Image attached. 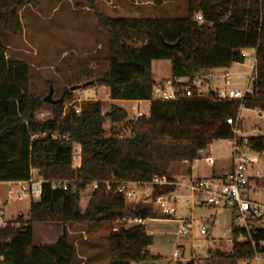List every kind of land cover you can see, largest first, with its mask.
Wrapping results in <instances>:
<instances>
[{"label": "trees", "instance_id": "trees-1", "mask_svg": "<svg viewBox=\"0 0 264 264\" xmlns=\"http://www.w3.org/2000/svg\"><path fill=\"white\" fill-rule=\"evenodd\" d=\"M74 1L77 7L92 10L98 26L108 35L105 67L84 68L80 75L89 85L108 87L110 101L151 100L156 83L152 63L156 60L171 62L172 80L193 78L200 70L243 63L242 51L246 49L256 50L253 93L243 101L197 95L173 102L153 100L149 117L130 122L127 111L114 103L104 112L109 100H84L79 114L71 106L63 115L66 103L74 99L65 91L61 101L50 103L53 116L39 120L37 112L46 102L29 92L28 66L10 64L0 42V182L30 181L33 169L43 180L40 199L30 203L29 218L18 220L19 226L0 227V264H73L76 250L67 230L54 243L36 245V222L102 223L125 216L173 218L158 213L151 204H127L115 192L117 182H150L155 176H169L172 164L200 159L215 139L231 136L226 119L235 118L242 103L246 108H264V0H187L186 16L175 18L112 17L98 9L99 0ZM39 3L0 0L4 30L19 35L20 10ZM197 14H202V23L196 21ZM76 80L80 77L70 81ZM107 120L112 123L109 130L104 127ZM129 123L131 137L119 138L120 130L114 125ZM54 133L69 139H54ZM74 143L81 147L79 168L73 167ZM59 180H74L77 190L53 188V181ZM94 181L98 187L82 211L81 190ZM176 189L175 185L155 187L153 198ZM241 231L246 235L237 227L232 230L227 257L233 263L251 257L252 240L257 245L264 241V226L252 230V240H238ZM110 239L112 264L162 259L151 255L154 236L144 224L123 226L112 231ZM174 264L194 261L177 260Z\"/></svg>", "mask_w": 264, "mask_h": 264}, {"label": "rangeland", "instance_id": "rangeland-1", "mask_svg": "<svg viewBox=\"0 0 264 264\" xmlns=\"http://www.w3.org/2000/svg\"><path fill=\"white\" fill-rule=\"evenodd\" d=\"M110 1V0H109ZM116 2V1H115ZM101 0L97 2L98 9L105 13ZM119 14H129L130 5L127 0L116 2ZM112 6V5H111ZM162 18L184 17L187 14V0H170L166 8L162 9ZM21 33L13 35L3 28V19L0 17V42L6 59L13 66L26 64L28 66L29 86L31 94L45 98L53 88V99L63 98L65 91H69L72 97L84 100L106 101L104 112L108 111L114 103L125 109L128 117L131 115L132 103L128 100L110 101L109 88L102 85H88L72 90L73 86L83 85L85 77L80 73L84 68L97 70L104 68L107 55L108 35L98 26L97 18L92 10L87 7H77L74 0H40L38 6L26 5L19 12ZM252 54L251 52H249ZM156 82H166L171 77V62L169 60H156L153 62ZM252 63L246 60L243 64L236 63L232 71L238 76L241 89L248 82ZM80 77V80L71 82V79ZM71 102V101H70ZM70 102H67L66 105ZM80 106V103H74ZM65 105V106H66ZM150 103H141L142 109L149 110ZM70 108V107H69ZM69 110V109H68ZM53 116V107L46 102L37 112L39 120H45ZM244 120L250 121L254 117L253 112L242 111ZM128 120V119H127ZM109 120L104 127L109 130ZM121 132L127 136L131 133V123L124 126L115 124ZM216 144L214 155L220 158L215 166L217 172L226 163L228 158V145L222 147ZM75 148L78 145H74ZM204 153L202 152L201 157ZM193 164V162H192ZM191 165L188 163L172 164L169 176L179 182L177 193L182 197L177 202V211L173 218L159 220H147L145 226L154 236V243L150 247L151 255L161 256L158 261L131 262V264H174L170 261L173 252L184 249V258L194 261V264H239L232 262L227 255L231 251L232 230L238 226L233 212L226 207L196 206L193 207L189 197L188 188L191 182ZM189 169V170H188ZM214 169L203 159L194 162V176H211ZM264 187V183L262 184ZM21 188L15 184L0 182V198L7 201L5 208L8 221L27 220L31 201L17 199ZM146 190V187L143 188ZM143 196H145V193ZM92 192L89 188L81 192L80 206L84 211L91 199ZM146 198V196H145ZM257 201L264 205V189L256 196ZM190 201V202H188ZM157 210L152 199L148 201ZM131 205V204H130ZM158 212V210H157ZM159 213V212H158ZM190 217L194 221V230L191 236H181L179 219ZM208 233L200 235L199 228L203 225ZM264 225L263 220L257 222ZM124 225L120 221L90 223L87 221L73 223L36 222L34 228L35 244L53 243L57 240L63 228L67 230L70 242L74 245L76 254L73 264H112V245L110 234ZM200 245V247H198ZM194 247L195 250L192 249ZM218 251L223 253L218 256Z\"/></svg>", "mask_w": 264, "mask_h": 264}, {"label": "built area", "instance_id": "built-area-1", "mask_svg": "<svg viewBox=\"0 0 264 264\" xmlns=\"http://www.w3.org/2000/svg\"><path fill=\"white\" fill-rule=\"evenodd\" d=\"M196 21L202 23L204 18L202 14L195 16ZM251 52L252 54H250ZM245 61L252 63L250 68V75L245 87L241 89L238 83V76L229 68H215L209 70H200L193 78H175L168 79L166 82L153 85L152 99L163 102H173L181 98L192 96H206L213 97L217 100H239L243 99L253 93V83L255 80V68L257 64L256 50L246 49L242 51ZM244 61V62H245ZM243 62V63H244ZM240 63V64H243ZM236 64V63H235ZM82 98L77 97L68 103L63 111V115L68 113L69 107L73 106L76 113H80L79 106L74 103L81 102ZM132 103L131 115L127 118L130 122H136L139 118L150 116V109L145 111L141 107V100H130ZM248 110L253 112L254 117L244 120L242 111ZM227 124L231 126L232 135L229 137H222L215 139L208 147L203 150V159L214 171L211 176H200L194 178L188 184L190 190L189 197L190 204L196 206H212V207H226L233 212L234 218L238 223L237 228L246 232V235L241 231L238 240L251 239V232L258 225L257 222L264 218V205L257 201L256 196L262 190L264 183V108L252 107L246 108L243 103L240 105L237 116L228 117ZM131 133L127 136L123 132H119V138L131 137ZM54 139L68 140L67 135L51 134ZM219 147L228 145V158L226 163L217 172L215 166L220 158L215 157L214 150L216 144ZM76 143H74L75 145ZM77 148L74 146L73 151V167L79 168L81 166V147L79 144ZM198 160V159H197ZM42 179L30 181L14 182L21 190L18 193L17 199L37 201L42 194ZM166 185H180L178 181L170 176L162 175L155 176L150 182H131L118 181L115 192L123 196L127 204L149 203L152 199L156 205L157 210L163 215H174L177 211V202L182 197L181 193L174 192L163 193L153 198V191L155 187H162ZM98 187V182L94 181L81 192H86L91 188V192ZM146 187V190L143 188ZM53 188H62L67 190L72 188L77 190V185L74 180H59L53 181ZM145 193V196H143ZM150 218H143L140 216H125L120 221L124 227L130 228L136 225L145 224ZM19 226L17 221H8L3 211L0 210V227ZM179 234L187 237L191 236L194 230V221L190 217H183L179 219ZM264 226V225H262ZM200 235L208 233L206 227L203 225L199 228ZM230 243H233L231 239ZM254 252L248 259L239 260V264H264V241L258 245L252 240ZM200 247V245H198ZM193 250L194 247H192ZM185 250L177 249L173 252L170 261L190 260L184 258ZM2 257V256H0ZM166 264H170L166 263Z\"/></svg>", "mask_w": 264, "mask_h": 264}, {"label": "crops", "instance_id": "crops-1", "mask_svg": "<svg viewBox=\"0 0 264 264\" xmlns=\"http://www.w3.org/2000/svg\"><path fill=\"white\" fill-rule=\"evenodd\" d=\"M101 1L104 3V4H102V7H103L105 13L109 16H112V17H138V18L139 17L162 18L161 15L164 14V13H162V9L166 8V5L170 2V0H162V2L160 4H156L153 0H128L129 5H130V13L129 14H119V12L117 10L116 2L117 1L119 2L120 0H110V1L109 0H101ZM233 66H234V64L230 67L231 71H232ZM152 69H154L153 63H152ZM153 72H154V70H153ZM155 79L157 80L156 76H155ZM144 101H148L150 103V106H151V101H149V100H141L140 104L143 103ZM150 106H149V109H150ZM195 161H193V164H192V162H183V163H188L189 165H191L192 168H191L190 177L192 176V179L200 177V176H194V174H195L194 173V162ZM32 179L33 180L39 179L38 178V170H36V169L32 170ZM4 183L11 184V185L14 184V182H4ZM263 189L264 188H262V190ZM7 204L8 203L4 198H0V210L3 211L4 214H5V208L7 207ZM12 218H13V215H12L11 219ZM11 219H8V220H11ZM153 220H159V219H153ZM63 230H64V228H63ZM149 233L151 234V232H149ZM61 235H62V233L60 234V236ZM59 237L57 238V240L59 239ZM45 244H47V243H45ZM36 245H43V244H36ZM149 250H150V248H149ZM150 252H152V251L150 250ZM2 259H3V257H0V262L2 261Z\"/></svg>", "mask_w": 264, "mask_h": 264}, {"label": "water", "instance_id": "water-1", "mask_svg": "<svg viewBox=\"0 0 264 264\" xmlns=\"http://www.w3.org/2000/svg\"><path fill=\"white\" fill-rule=\"evenodd\" d=\"M88 85H89V83H85L83 85L73 86L71 89L74 91L76 89H79L80 87H87ZM61 100H62V98L53 99V88L52 87L50 88L49 94L44 98L45 102H48V103H51V104L57 103V102H59Z\"/></svg>", "mask_w": 264, "mask_h": 264}]
</instances>
